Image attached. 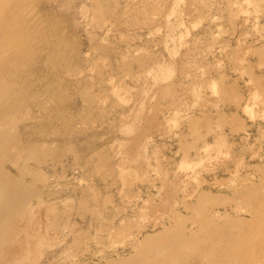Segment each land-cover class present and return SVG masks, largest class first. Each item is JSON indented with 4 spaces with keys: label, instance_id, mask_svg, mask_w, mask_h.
I'll list each match as a JSON object with an SVG mask.
<instances>
[{
    "label": "bare ground",
    "instance_id": "1",
    "mask_svg": "<svg viewBox=\"0 0 264 264\" xmlns=\"http://www.w3.org/2000/svg\"><path fill=\"white\" fill-rule=\"evenodd\" d=\"M184 1H188L185 2L187 13L195 4L206 3V0ZM38 2L0 0V264H40L43 262L39 263L41 256H45L49 264L56 253L68 249L70 252L71 247L77 248L90 236L87 229L84 230L86 234L82 231L83 237L78 231L79 239L76 234L74 239L77 240L67 239L69 233L77 231L72 213L74 200H78L74 199L76 194L72 198L71 194L66 195L57 189H54L56 192L44 189L54 179L47 182L48 173L43 171L42 164L48 156H59L58 150L68 140L67 137H52L49 132L55 133L60 125L64 128L62 134L67 133L68 124L72 122H63L70 110L67 104L62 105L67 100L69 88L66 81L57 79V73L59 69L74 74L79 70L72 64L68 38L62 34V29L56 27L58 22L55 18L41 15L37 9ZM225 2L228 19L245 12L253 14L252 18H258L260 14L264 16V0ZM62 3L71 5L70 0ZM174 5L167 6L168 16L177 15L179 6ZM174 18V21L166 22L171 37L179 25L178 18ZM246 53L248 58H235L240 61L239 77L243 75L246 78L244 85L247 83L251 87L245 85L243 88V83L240 86L235 79L218 73L211 77L207 86L216 95V99L212 96L214 100L222 105L220 109L219 106L216 109L209 107V114L182 116L188 133L180 135L177 140V149L181 153L178 157L181 159H176V172L170 171L173 163L167 166L162 162V155L160 159L161 148L145 151L146 143L135 141H132L134 148L130 151L123 147L117 149V163L109 162L111 152L92 151L91 158L79 157V161L82 158L88 167L86 175L107 173L119 180L122 188L124 186L119 199L126 203L135 198L134 193L131 196L133 179L138 177L143 182L148 172L153 170L157 175L154 177L160 181L159 186H154L158 190L155 193L161 196L163 187L166 191L162 192V199L157 197V201L161 199L159 204L153 198L157 194H152V197L148 192L149 198L145 193L148 198L140 205L135 204L132 214L128 212L122 214L119 221H115L117 218L112 220L114 222H110L103 233L95 231L96 241L113 250L103 252L105 249L101 246L99 251L103 254L94 251L99 255L91 254L82 264H264V153L259 152L262 146L257 150V145L252 143L257 140V143H264V119L258 121L256 118H264V71H260L264 69V42L248 46ZM97 67L98 63L93 62L92 68L98 70ZM173 70L170 62L152 61L144 65L143 74L150 75L154 83H159L167 80ZM104 82L105 93L92 95L88 107L109 99L120 104L131 99V89L122 87L112 77H105ZM192 83L200 85L197 80ZM197 89L198 95L201 89ZM94 110L88 108L86 111L90 116H85V119L94 117ZM176 110L171 116V119L174 116V122L177 121ZM245 112L250 123L243 117ZM138 114V111L131 110L121 115L117 122L119 129L125 133L132 131ZM71 116L79 120V114L71 113ZM203 130L209 133V142L203 139ZM77 140L74 148L80 150ZM193 150L194 154L191 153ZM205 158L213 159V162L214 159L225 160L227 177H220L221 182L216 177L211 180L214 184L221 183L218 187L222 185L223 189L215 185L217 190H213V183L209 189L202 186L206 183L202 182L199 172L206 168L203 164L208 160L202 162ZM194 181L196 186L188 188ZM129 196L134 197L130 200ZM91 197V205L98 210L111 201L109 195L96 187ZM147 212L160 214V219L150 229L138 230L137 219L148 217ZM116 237V242L121 237V240L128 241L126 244L123 240L127 249L114 250L111 243Z\"/></svg>",
    "mask_w": 264,
    "mask_h": 264
},
{
    "label": "rangeland",
    "instance_id": "2",
    "mask_svg": "<svg viewBox=\"0 0 264 264\" xmlns=\"http://www.w3.org/2000/svg\"><path fill=\"white\" fill-rule=\"evenodd\" d=\"M70 1V6L63 4V0H39L37 3V9L42 16H52L58 22L56 27L62 29V34L68 38V47L71 50L69 54L73 57L72 64L79 70L74 74L59 69L57 73V79L66 81L69 88L67 100L63 101L62 105L67 104L70 110L67 111L68 115L65 117L67 120L63 122L68 123V120H72V122L68 124L67 133L62 134L64 128L60 125L57 126L58 131L55 130V133L49 132L52 137L62 139L67 137L68 140L58 150L59 156L46 157L42 167L43 171L48 173L47 182H52L54 179L52 183H47L48 187H44L46 192L49 189L56 192L54 189H57L66 192V195L71 194L72 198L76 194L74 199L78 198V200H74L76 202H74L72 211L73 217H75L73 220L77 222L75 226L77 231L69 233L67 239L75 241L83 237L81 234L84 235L87 232V234L90 233V236L77 248L71 247L70 252L68 249V252H63L64 254L56 253V257H53L49 264H82V261H87L88 257L97 251L100 255L103 254L100 252L103 245L96 241V233H93L97 230H99L98 233H103L109 223L114 222L112 220L117 218L115 221H119L128 212H130L128 214H132L135 204L140 205L142 200L150 198L149 195L153 197L154 193L158 191L156 187L159 186L160 181L154 177L157 175L156 172L153 173V170L146 175L145 180L148 179L147 181L143 178V182L138 177H135L138 180L132 178L134 181L131 186L133 191H131V196L134 193L136 200L133 198L134 196L133 200L129 196V199L132 200L131 203L128 199V203L123 200L122 202L119 196H122L123 192L121 193L120 190L122 191L124 186L122 188L119 180L113 179L107 173L86 175L88 167L83 164L81 159L90 156L92 151L93 153L102 151L111 152L109 162L117 163L119 157L117 149L123 147L130 151L134 148L132 141H135L141 144L146 143L145 151H151L156 147L161 148L160 159L163 158L162 162H165L167 166L173 163L174 166L169 165L171 167L169 168L171 172H176L174 167L178 164L177 160L181 159L178 157L181 153L180 150L178 151L179 148L177 149L179 147L177 140L180 135L188 133L184 124V116L196 113L204 115L203 113L207 112L209 114V107L216 109L219 106L218 109H220L222 105L218 103L219 101L214 100L216 95L212 94L207 86L211 77L218 73H223L221 75L224 76L228 75L229 77L226 76V78H231V80L235 79L240 86L243 85V88L246 87L245 85L249 87L250 85L248 86L247 83L244 85L246 78L243 75H240V78L238 75L240 74L238 71L240 61H237L235 57H245L248 46H257L264 42V16L260 14L258 18H252L253 14L245 12L237 18L228 19L225 15L226 0H206L205 4L197 3L190 8L191 11L188 13L186 12L187 3H185L188 1L184 0L180 3H175L176 0ZM168 5L179 6L176 16L173 14V16H168L166 11ZM174 17L178 18L179 25L176 26L173 37H171L168 35L166 22L174 21L176 19ZM249 57L254 59L253 55H249ZM152 61L170 62L174 69L172 75L167 80L154 83L150 75L143 74L144 65ZM93 62L98 63V70L92 68ZM43 69L46 72L49 71ZM261 70L264 71V69ZM107 76L112 77L113 81L118 82L122 87L131 89L133 93L131 99L121 104L109 99L88 107L92 95L105 93L107 88L104 80ZM194 80H197L200 85H194L192 83ZM197 88L201 89L198 95ZM194 93H196L195 97ZM88 108L96 109V111H93L94 117L85 119V116H90L86 111ZM180 108L182 110H179ZM131 110L139 112L138 121L132 131L125 133L119 129L117 122L121 115ZM174 110L177 112L176 122L173 120L174 116L171 119ZM70 111L72 115L73 113L79 114V120L74 119ZM244 114L247 116L243 115V117L250 123L249 115L246 112ZM260 114L259 116H262ZM256 118L258 121L264 119L258 116ZM202 132L203 139L209 142V133L205 130ZM76 140L80 150L74 148ZM257 142L259 140L252 143L254 146H258H256L257 150L262 146L261 149L259 148V152L261 150L264 153V143ZM57 143L60 142L57 140ZM254 146L252 145L253 149H255ZM76 151L81 154H77ZM193 152L194 150L191 151L192 154H194ZM80 156L82 158L79 161ZM246 157L249 159V155ZM202 162H205L203 165L206 166L205 170L203 168L201 173L199 172V176L203 178L202 182L206 183H202L203 187L209 189L208 186L214 184V181L211 182L214 177L217 181L220 177L221 179L224 176L227 177L226 171L224 172L226 164L223 158H220L219 161L214 159V162L213 159L205 158ZM196 183L194 181L190 185L188 184V188L196 186ZM220 184L216 183L211 188L213 190L223 189L222 185L218 187ZM49 185L51 186L49 187ZM92 185L98 188L101 193L109 195L111 199L99 210L91 205V194L95 189ZM46 188H49L48 191ZM163 189L165 190V187ZM162 192H159L161 196H163ZM145 193L149 194L146 195L148 197H145ZM157 195H154L153 198L154 202L159 204L163 197ZM121 196L120 198H122ZM157 197L161 198L158 200L159 202L156 200ZM146 215L148 217L134 218L135 221L139 220L137 221L138 230L142 228H144L142 230H148L160 219V214H156V212H147ZM142 222L146 223L143 224L145 227ZM84 230L87 232L85 233ZM76 232L80 234V237ZM75 234L77 239H74L76 238ZM117 238L112 241L116 242ZM120 240V243H111L112 247L115 246L114 250H122L123 247L127 249L128 246H124V241L125 243L128 241ZM104 249H102L103 252L113 250L111 247ZM98 253H95L94 256L99 255ZM41 261L43 262L40 263ZM48 261L45 256H41L39 263L48 264Z\"/></svg>",
    "mask_w": 264,
    "mask_h": 264
}]
</instances>
